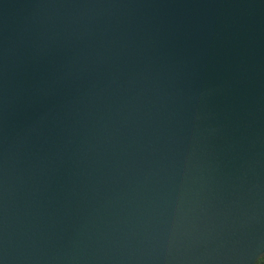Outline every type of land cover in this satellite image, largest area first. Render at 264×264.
Wrapping results in <instances>:
<instances>
[{"label": "water", "instance_id": "95a60500", "mask_svg": "<svg viewBox=\"0 0 264 264\" xmlns=\"http://www.w3.org/2000/svg\"><path fill=\"white\" fill-rule=\"evenodd\" d=\"M264 0H0V264H255Z\"/></svg>", "mask_w": 264, "mask_h": 264}, {"label": "trees", "instance_id": "16d2710c", "mask_svg": "<svg viewBox=\"0 0 264 264\" xmlns=\"http://www.w3.org/2000/svg\"><path fill=\"white\" fill-rule=\"evenodd\" d=\"M255 264H264V253L255 260Z\"/></svg>", "mask_w": 264, "mask_h": 264}]
</instances>
